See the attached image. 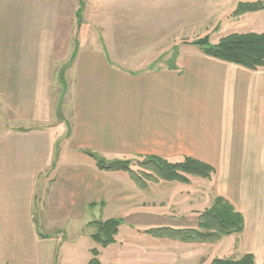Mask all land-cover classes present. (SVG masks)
Instances as JSON below:
<instances>
[{"label": "crops", "instance_id": "obj_1", "mask_svg": "<svg viewBox=\"0 0 264 264\" xmlns=\"http://www.w3.org/2000/svg\"><path fill=\"white\" fill-rule=\"evenodd\" d=\"M257 1L262 9L232 15L239 2ZM68 4L0 0V264H43L47 243L52 257L56 247L76 243L63 236L69 238L66 225L78 219L81 207L110 203L88 192L87 165L70 163L69 149H59L66 122L75 148L102 146L96 140L116 145L120 131L153 140L180 133L173 139L192 149L183 155L214 168L208 179L194 176V217L185 225L198 228L200 213L222 197L241 214L243 228L212 241L155 239L194 250V264L245 254L264 264V66L249 69L196 49L165 55L156 66L121 68L113 61L123 59L119 55L80 49L66 72L61 117L54 65L71 55L57 52L55 32L65 26L61 13ZM170 25L194 28V37L204 33L211 44L229 33L264 32V0H194V15L177 16ZM161 182L178 186L165 195L178 211L167 222L146 213L145 227L182 226L183 197H189L183 190L191 183ZM129 215L112 214L123 221L117 238L122 231L154 238L137 227L141 218L128 222Z\"/></svg>", "mask_w": 264, "mask_h": 264}, {"label": "rangeland", "instance_id": "obj_2", "mask_svg": "<svg viewBox=\"0 0 264 264\" xmlns=\"http://www.w3.org/2000/svg\"><path fill=\"white\" fill-rule=\"evenodd\" d=\"M81 1L84 3L81 24L75 17L79 0H69L68 10L61 13L65 26L55 32L56 38L59 37L57 52L62 51L65 55L69 53L70 56L74 49V41H77L78 51L80 49L98 50L103 51L104 54L108 52L123 57L120 60L113 59L122 68L121 65L125 66L129 63L156 66L164 63L163 56L165 55L169 58L171 53L200 50L199 46L191 42L204 36V33L194 37V28H177L170 25L177 16L194 15V0ZM124 23H127L128 26L122 27ZM201 31L204 29L199 32ZM156 42H159L160 45ZM70 63V58L67 57L61 63L56 61L54 65L56 74L53 91L55 101L60 103L58 111L61 117L64 112L62 108L63 95L67 90L65 78ZM129 68L132 67L129 66ZM60 116L57 115L56 122H61ZM69 133L70 124L66 122L62 134L64 136L60 138L58 144L59 149L65 152L69 149V152H66L69 155L66 154L65 159H70V163L74 161L83 164L84 162L87 165L86 171H83L82 174L87 177L88 192L93 191L96 197L102 194L104 200L110 203H107V206L105 203L104 208L91 205L81 207L78 211V219L71 220L66 225L69 238L63 236V240L69 241L70 239V242L77 240L76 243L69 244L70 248L66 247L67 250L56 247L54 257H52V244L47 243L44 246L45 252L42 254L45 257L43 264H87L91 257L90 249L92 247L99 250L101 264H194L191 262L194 261V250L183 248L165 239L150 238L148 240L127 231H122L118 238L116 237L115 245L109 244L102 247L90 238V234L95 231V228L88 224L90 221L110 218L112 214H130L129 217H133L131 220L128 219V222L141 218L142 220H138L140 226L137 224L139 228H147L143 217H149V215L166 216V219H162L161 222H167L178 211L174 209L175 204H172V200L165 196L178 191V186L175 183L148 182L145 189H140L127 172L97 170L94 161L84 152L91 151L107 160H135L136 156L149 153L159 154L169 160H179L183 158V154L192 150L180 145L178 139H173L176 135L181 137L180 133L168 132L164 139L153 140L149 138L131 139V133L120 131L116 145L114 141L96 140V143H101L102 146L94 148H75L74 142L67 138ZM76 151L80 153H75ZM83 158L86 161H83ZM132 168L138 170V166L135 164L132 165ZM190 183L191 186L188 185L184 188L186 190H183L184 194L189 195L187 198L183 197V225L175 228L192 227L185 223L190 224L191 217H194V176H191ZM190 194L192 195L190 196ZM133 199L137 203L130 204ZM146 213L150 214L146 215ZM191 213L193 215H190ZM72 259H75L74 262Z\"/></svg>", "mask_w": 264, "mask_h": 264}, {"label": "trees", "instance_id": "obj_3", "mask_svg": "<svg viewBox=\"0 0 264 264\" xmlns=\"http://www.w3.org/2000/svg\"><path fill=\"white\" fill-rule=\"evenodd\" d=\"M263 8L260 1L239 2L232 11L233 15H240L247 11H257ZM83 1L79 0L75 17L81 24ZM74 49L70 56L72 62L77 51L78 43L74 41ZM192 44L199 46L200 50L211 57L236 63L249 69L264 66V32L229 33L221 36L217 43L211 44L208 35L194 39ZM64 82V81H63ZM99 171L127 172L140 188H145L148 182H182L189 183L191 176L208 179L214 173V168L192 156H183L179 160H169L165 157L147 154L138 155L135 160L112 159L107 160L91 151H86ZM138 166V170L132 165ZM120 218L94 220L88 224L95 228L90 238L105 247L116 242L119 227L122 225ZM243 228V219L240 213L222 197H216L212 205L200 213L198 228H175L171 226H155L142 230L143 233L154 238H172L182 242H204L217 239L221 235L240 232ZM99 250L90 249V259L87 264H101ZM213 264H254L251 254H245L239 259H214Z\"/></svg>", "mask_w": 264, "mask_h": 264}]
</instances>
